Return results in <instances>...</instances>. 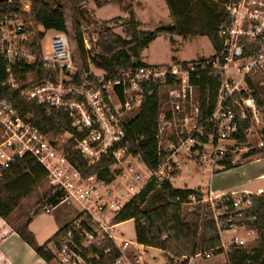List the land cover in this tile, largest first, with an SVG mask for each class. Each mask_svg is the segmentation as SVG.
<instances>
[{"label":"built area","instance_id":"obj_1","mask_svg":"<svg viewBox=\"0 0 264 264\" xmlns=\"http://www.w3.org/2000/svg\"><path fill=\"white\" fill-rule=\"evenodd\" d=\"M222 7L224 17L217 27L220 44L211 55L185 63L120 69L111 75L96 67L93 70L89 58L84 66L71 49L67 34L55 31L51 52L39 57L44 66L55 71L54 80L28 87L21 95L45 109L66 111L72 131L62 132L67 139L65 147L51 138L52 133L40 131L31 114L22 115L12 101L0 96V180L15 160L29 156L46 174L47 193L41 201V211L49 213L64 203L75 210L64 234L47 245L51 259L45 264H158L156 257L149 255L148 247L136 238L130 240L114 234L119 224L114 223L116 214L150 179L170 181L175 169H180L178 155L211 172L223 170L226 163L233 162L231 154L237 145L233 136L240 121H261L246 79L264 75V0H224ZM23 24L6 16L0 20V54L8 64V77L1 84L10 89L17 88L10 65H30L36 61L22 45ZM83 44L93 55L91 42L83 38ZM201 73L219 83L215 106L203 121L198 119V88L194 84ZM147 86H157L167 95L156 135L158 150L167 151L166 156L155 169L145 166L142 173L130 169L133 173L127 184L117 190L112 182L107 183L95 174L84 176L68 159L69 140L75 141L70 150L85 158L88 166L110 151L116 163L131 155L127 145L113 149L124 139V126L138 113ZM162 135L169 139L166 149L161 145ZM251 195H232L231 211H226V206L212 209L225 255L229 247L248 243L236 234L225 235L239 230L244 213L251 207ZM225 196H213L210 192L207 198ZM190 200L194 202V197L190 196ZM211 255L210 251L199 250L192 256H170L161 264H191L198 257Z\"/></svg>","mask_w":264,"mask_h":264},{"label":"trees","instance_id":"obj_2","mask_svg":"<svg viewBox=\"0 0 264 264\" xmlns=\"http://www.w3.org/2000/svg\"><path fill=\"white\" fill-rule=\"evenodd\" d=\"M26 1L29 2L30 20H27L25 13L21 11L22 0H0V20L6 16L13 20L21 19L23 23H27L20 33L27 34L29 38L23 40L22 45L36 57V61L30 65L24 62H14L10 65L13 79L16 83L18 82L17 88L10 89L8 85L2 86L1 84L8 77L6 73L8 64L5 57L0 54V96L12 101L22 115L31 114L33 124L44 133L57 134L65 130L72 131L65 110L45 109L41 105L26 101L21 95V92L30 85V87L40 85L47 80H54L55 77V71L49 66H44L39 59L41 57L39 42L43 39L44 33L41 30L34 32L31 20L44 31L51 29L67 32L61 4L53 3L52 0ZM87 1L89 0H67L77 52L84 66H87L86 61L89 58L94 67L103 70L107 75L114 74L120 69H133L146 65L140 60L141 51L163 33L182 37L206 36L214 51L219 47L217 27L224 17L222 7L224 0L219 4L210 5L205 2L206 0H165L174 20L172 25L158 27L152 31L141 30L131 6L125 7L123 10L128 13L127 20L113 17L101 22L96 43L98 51L95 53L91 51L93 55H90V52L84 49L81 32L83 22H93L85 7ZM91 1L97 8L109 4L121 7L124 2V0ZM198 3L199 8L202 9L200 17L194 15L196 11L193 12ZM198 17L203 19L201 23L198 22ZM109 24H113L114 27L120 26L123 36L113 32V27ZM28 74L32 77L30 83L22 84L21 81L25 80ZM246 80L249 88L253 90L257 107L264 112V75ZM194 84L198 88V119L203 121L215 106L219 83L216 79L201 73L200 79L194 81ZM166 102L167 95L159 87L147 86L138 113L127 121L124 126V139L113 150L127 145V153L138 155L147 168L155 169L167 153L163 149L158 150L156 137L159 115L164 110ZM250 124L249 119L240 121L238 132L233 136L237 144L247 142L246 132ZM75 136L80 138L79 135ZM74 143V139H71L67 146V156L71 163L84 176L95 174L107 183H111L114 179L111 167L116 163L112 152H108L88 166L85 158L76 151L70 150ZM257 155L264 156V138L260 147H252L242 155V158ZM233 166L235 165L226 163L224 169ZM45 178L44 168L33 158L25 156L15 160L0 180V218H7L20 202L32 193L34 187L45 183ZM190 196L194 197V202L190 200ZM202 196L203 194L198 189L175 188L168 180L158 182L152 178L116 214L114 223L133 220L136 240L145 246L161 250L168 255L167 258H170V255L192 256L199 250L210 251L212 255H218L222 253L219 235L210 211L202 205ZM232 202L233 196L227 194L220 199V202H216V208L226 206V211H231ZM33 214L36 215L37 212ZM31 219L29 218L13 232H16L38 257L44 262H49L51 255L46 250L47 245L64 234L69 224L61 227L44 244L38 245L33 233L28 229ZM242 225L245 229L255 232L256 238L244 246L229 247L226 264H245L246 261H250L249 264H264V191L260 195H251V207L244 213ZM7 236L5 235L1 240ZM0 264H9L1 253Z\"/></svg>","mask_w":264,"mask_h":264},{"label":"rangeland","instance_id":"obj_3","mask_svg":"<svg viewBox=\"0 0 264 264\" xmlns=\"http://www.w3.org/2000/svg\"><path fill=\"white\" fill-rule=\"evenodd\" d=\"M9 1V0H6ZM138 0H134L133 2H129V0H125L123 2V6L119 7L118 5L109 4L105 5L103 7L97 8L95 7L94 3L89 0L86 2L85 7L89 11V14L93 20L91 23H82L81 32L83 38L88 39L91 42V50L93 53L98 51V46L96 45L98 40V33L100 29L101 22L107 21L113 17H121L124 20L128 19V13L125 12L123 8L124 5L131 6L132 11L134 10L135 6H139L137 11V20L140 21L143 26L140 27L141 29L146 30H154L155 28L165 26L169 24V20L167 16L165 15V12L163 8L158 6L156 4V1L158 0H140L144 4L136 3ZM223 0H206L205 2L207 4H219ZM53 3H59L61 4L63 8V14L65 17V23L67 25V36L70 43L71 49L74 51L76 56L78 57V52L76 48V43L74 40V32L72 29V21H71V12L70 8L67 4V0H52ZM145 5V6H144ZM199 3L196 5L193 12L194 15L201 14L202 11L201 8H199ZM126 6V7H128ZM199 8V9H198ZM21 11L25 13V17L27 20H30V10H29V2L26 0H22L21 4ZM195 16V17H196ZM201 15H199L200 17ZM198 17V22L201 23L200 18ZM23 20V19H22ZM18 22H21V19L17 20ZM32 28L33 31L40 30L39 26H36L32 20ZM26 22H24L23 26L26 27ZM111 27H113V32L123 36L122 29L120 26H113V24H109ZM24 27V28H25ZM55 33V30H46L44 32V37L40 44L41 48V55L47 54L51 52V39ZM25 39H28L29 36L27 34H23ZM94 37V40L92 39ZM170 35L163 33L160 35L159 38L156 39L155 43L150 46L147 50L144 51V56L147 57V60L149 64L152 63H158L163 62L166 60H169V52H171V44L169 42ZM213 53V48L206 36L201 35H190L188 42H186L181 48H180V56L181 58L185 60H190L194 58H200L201 56H208ZM191 61V60H190ZM87 64L89 63L86 61ZM93 70H96L94 66L91 67ZM32 77L30 74H28L25 78V80L21 81L22 84L30 83ZM18 83V82H17ZM261 84V82H258ZM31 86V85H30ZM29 86V87H30ZM162 92L164 90L160 89ZM260 110L261 113V121L256 124L254 122H251L249 129L246 132L247 142L245 144H237L234 146V149L236 151L232 153L231 155L234 156L235 163H240L244 159L242 158V155L251 149L252 147H260L262 145V141L264 138V112ZM54 140H58L60 144H62L63 147L66 145V135L63 133H57L52 134V137ZM169 139H167V136L164 135L161 139V145L164 149L169 147ZM183 155H178L177 159H182ZM187 160V159H186ZM182 162H179V165ZM187 164L180 165V169H175L174 175L176 176L179 172V174L172 180V185L175 188H189V187H195L199 181H203V183H207L208 181V173L204 172L203 169H196L197 166L193 161L187 160ZM198 167V166H197ZM133 172H140L145 170V165L140 161V158L138 155H125L120 161H118L115 165L111 167V171L114 173V179L111 183V185H115V189H119L124 187L128 180L129 176ZM190 169V171H189ZM222 176L216 177L211 185L214 186L216 181H220ZM203 189H207V184L203 187ZM47 190L46 183H41L33 188L32 193L25 197L18 207L7 217V218H0V241L5 236L11 234L13 231L19 229L24 223L28 221L29 218H32L31 223V229L36 232L39 240H44L43 236L44 234L52 227L53 225V215L56 216H65L66 218H70L74 215L75 210L74 207L68 204H60L57 207H55L51 212L45 213L41 211L40 205L41 201L45 195V192ZM216 202H220L219 199H212L209 200L206 199L205 208L210 211L212 216V209L213 207H216ZM205 203V196H202V205ZM216 209V208H215ZM222 209V208H221ZM37 212L36 215L33 213ZM109 217H112L111 214L108 215ZM213 217V216H212ZM237 232H229L225 235V237H229L232 234H236L239 237L245 239L248 241V243L252 242L256 238V234L253 231L245 229L243 225L238 226ZM49 232V231H48ZM114 234L116 236H120L126 239H134L135 238V232H134V221L133 220H127L124 222L119 223L115 227ZM47 240V239H46ZM45 242V241H44ZM149 252V255H153L157 259V263L161 264L165 258L168 257V255H165L161 250L157 248H149L147 249ZM171 257H176L172 256ZM225 255L223 253L218 255H211L209 257L201 258L198 257L195 259V261L191 264H224L225 263Z\"/></svg>","mask_w":264,"mask_h":264},{"label":"crops","instance_id":"obj_4","mask_svg":"<svg viewBox=\"0 0 264 264\" xmlns=\"http://www.w3.org/2000/svg\"><path fill=\"white\" fill-rule=\"evenodd\" d=\"M129 2H131V1L129 0ZM140 2L141 1L138 0V1H136L135 4L140 3ZM141 3L144 4L143 2H141ZM156 4H158V6L160 5V7L163 8L165 15L167 16V18L169 20V24H167V25H172L174 23V20L170 14L169 8H168L165 0H158V1H156ZM128 5H124V7H126ZM138 9L143 10V9L139 8V6L134 7L133 13H134L136 20H137ZM125 12L126 11H124V13ZM138 22H139V28L142 27L143 24L140 21H138ZM167 25H165V26H167ZM66 29H67V25H66ZM40 30L43 31V33L45 32L44 30H42L41 27H40ZM141 30H144V29H141ZM144 31H152V30H146L145 29ZM160 35L158 37H156L152 42H150L148 44V46L141 51L140 60L144 64H146V65H162V64L172 63V62H187L190 60L197 59V58H194V59H190V60H185V59L181 58L180 48L186 42H188L190 36L182 37L180 35L174 34V35H171V37L169 39V42L171 44V52H169V60L149 64L147 57L144 56V51L147 50L150 46H152L155 43L156 39L160 37ZM50 47H51V45H50ZM202 57H205V56H201L200 58H202ZM233 158H234V156H232L233 162L230 164L235 165V166H233L229 169H223V170L211 172L210 169H208V168H199L196 166L195 167L196 169H203L204 172L208 173V181H207V183L206 182L203 183V181L201 180V181H199V183L195 187H189L187 189H198L205 196V198L209 197L210 192L212 193L213 196L227 195V194L236 195L239 193H250L253 195H260L261 192L264 191V156L263 155L252 156V157L244 159L240 163H235ZM177 160H179V162H182L180 165L187 164L186 163L187 160L185 158L177 159ZM189 171H190V169H189ZM176 176H173L171 178V180H170L171 185H172V180ZM219 176H222L221 177L222 179L220 181H216L214 186H212L211 185L212 181L216 177H219ZM205 184H207V189H203ZM259 190L261 192H259ZM72 217L66 218L65 216L53 215V220H54L53 225L48 230L49 232L47 231L44 234V236H43L44 240H42V242H41V240H39L36 232H34V230L31 229L32 219L28 223V229L30 232L33 233L36 243L38 245H42L48 239H50L61 227H63ZM149 248H152V247H148V249ZM0 253L3 257H5L8 260L9 264H45L44 261L36 255L34 250L28 244H26L19 237V235L16 232L11 233L9 236H7L6 238H4L3 240L0 241ZM225 259H226V255H225Z\"/></svg>","mask_w":264,"mask_h":264},{"label":"bare ground","instance_id":"obj_5","mask_svg":"<svg viewBox=\"0 0 264 264\" xmlns=\"http://www.w3.org/2000/svg\"><path fill=\"white\" fill-rule=\"evenodd\" d=\"M259 192H261L260 190H259ZM262 193V192H261Z\"/></svg>","mask_w":264,"mask_h":264}]
</instances>
